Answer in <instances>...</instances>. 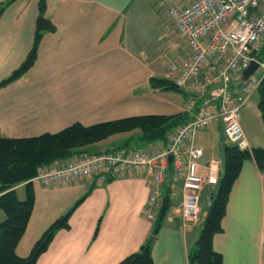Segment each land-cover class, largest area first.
Here are the masks:
<instances>
[{
    "label": "crops",
    "instance_id": "obj_1",
    "mask_svg": "<svg viewBox=\"0 0 264 264\" xmlns=\"http://www.w3.org/2000/svg\"><path fill=\"white\" fill-rule=\"evenodd\" d=\"M162 1L45 0V15L55 31L44 34L35 65L16 81L0 86V137L30 138L58 133L76 123L91 126L134 116L184 113L192 91H160L150 86L153 77L173 80L171 64L185 66L190 57L167 12L160 11ZM40 2L0 0V7H5L0 17V84L22 65L32 48ZM148 26L153 36L148 35ZM242 81L243 75L232 86ZM257 93L240 115L251 149L264 148ZM218 104L219 98L210 95L198 98L196 107L216 111ZM139 136L138 131L116 135L83 153L110 152L127 143L130 147L131 140L138 150L166 147L162 142L141 143ZM196 144L204 150L203 174L215 161L220 179L226 137L219 118L197 133ZM69 160L48 167L58 170ZM33 185L35 205L17 246L19 257L29 256L44 232L85 195L71 215L70 228L57 232L37 264H119L139 251L153 233L155 221L145 217L152 188L147 173L133 171L105 183L74 178L49 186L33 181ZM217 187H205L198 222L185 223L180 201L172 202L152 246L155 264H190ZM15 189L24 200L25 185ZM5 218L0 211V223ZM222 226L213 246L223 264H264V172L253 160L244 163L235 182Z\"/></svg>",
    "mask_w": 264,
    "mask_h": 264
},
{
    "label": "built area",
    "instance_id": "obj_2",
    "mask_svg": "<svg viewBox=\"0 0 264 264\" xmlns=\"http://www.w3.org/2000/svg\"><path fill=\"white\" fill-rule=\"evenodd\" d=\"M167 14L190 50L185 66L173 63L170 68L176 86L193 92L185 110L191 120L174 131L161 150L121 147L104 153L77 154L58 170L41 167L34 182L49 186L74 178H97L105 183L133 171L147 173L152 179L147 219H157L168 194L173 202L180 201L185 223L200 221L202 193L207 185L218 184L219 175L215 161L206 167L207 175L203 174L204 150L196 144L197 133L219 118L226 142L251 150L240 115L264 76L256 74L260 69L264 71V60L257 56L264 47V0H194L189 4L169 0ZM252 62L258 64L255 73L232 86ZM210 95L219 98V109L198 110V98Z\"/></svg>",
    "mask_w": 264,
    "mask_h": 264
},
{
    "label": "trees",
    "instance_id": "obj_3",
    "mask_svg": "<svg viewBox=\"0 0 264 264\" xmlns=\"http://www.w3.org/2000/svg\"><path fill=\"white\" fill-rule=\"evenodd\" d=\"M13 0H9V3ZM5 7H0V17ZM46 2L41 0L39 16L36 22L35 37L32 48L22 65L0 86L8 85L25 73L36 63L39 46L45 33L54 32L55 25L46 17ZM264 60V47L257 54ZM153 90L183 92L172 79L151 78ZM258 93L260 100L258 109L264 124V77ZM191 120L187 113L174 116L144 115L102 122L91 126L76 123L58 133H46L30 138L0 137V211L6 218L0 223V264H37L39 258L48 250L58 231L70 228V218L75 209L82 204L87 195L82 197L64 216L57 219L34 244L29 256L19 257L16 250L29 224L34 205L35 189L33 179L39 169L56 161L69 160L84 149L105 141L113 136L139 131L138 141L145 144L162 142L168 145L170 135L180 126ZM128 143L123 147H127ZM131 148V147H129ZM224 173L218 182L202 231L197 249L190 255V264H223V257L213 246L214 238L223 232L222 222L226 216L227 205L235 182L239 178L243 165L253 160L259 170L264 172V148L241 150L238 146L228 144L224 148ZM172 171V165H170ZM25 185V199L18 198L16 187ZM168 194L163 209L155 220L151 236L147 238L139 251L129 255L119 264H155L152 246L159 232L164 216L172 204Z\"/></svg>",
    "mask_w": 264,
    "mask_h": 264
},
{
    "label": "rangeland",
    "instance_id": "obj_4",
    "mask_svg": "<svg viewBox=\"0 0 264 264\" xmlns=\"http://www.w3.org/2000/svg\"><path fill=\"white\" fill-rule=\"evenodd\" d=\"M148 1H151V0H148ZM186 2H188V1H191V0H185ZM167 4H169L168 2H167V0H163L162 2H161V5H160V11L161 12H163L164 14H166V12H167ZM145 25H147V23L145 24ZM165 28H167V27H163V29L165 30ZM148 31V35H152V31H151V26H148V29H147ZM158 31V30H157ZM159 32V31H158ZM160 33V32H159ZM153 36V35H152ZM257 76L258 77H262L263 75H264V71L262 70V69H260V70H258L257 71ZM257 98V97H259V95H258V93L257 94H255V96H254V98ZM139 132V131H138ZM135 141L134 140H131L130 142H129V146L131 147V148H133V147H135ZM217 190H218V187L217 188H215V191L214 192H217ZM207 208H208V205H207Z\"/></svg>",
    "mask_w": 264,
    "mask_h": 264
},
{
    "label": "water",
    "instance_id": "obj_5",
    "mask_svg": "<svg viewBox=\"0 0 264 264\" xmlns=\"http://www.w3.org/2000/svg\"><path fill=\"white\" fill-rule=\"evenodd\" d=\"M258 68V64L256 62H252L250 67L244 71L243 73V80H247L248 78H250L254 73L255 71L257 70ZM172 157H170L169 161L170 163L172 162ZM212 199H213V196H212ZM211 199V200H212ZM211 200L209 201L208 205L211 204Z\"/></svg>",
    "mask_w": 264,
    "mask_h": 264
}]
</instances>
